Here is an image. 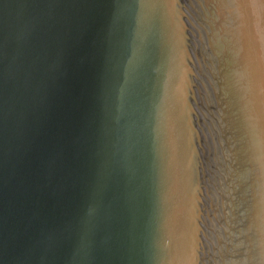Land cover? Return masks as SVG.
Returning a JSON list of instances; mask_svg holds the SVG:
<instances>
[{
	"label": "water",
	"instance_id": "95a60500",
	"mask_svg": "<svg viewBox=\"0 0 264 264\" xmlns=\"http://www.w3.org/2000/svg\"><path fill=\"white\" fill-rule=\"evenodd\" d=\"M0 264H264V0H0Z\"/></svg>",
	"mask_w": 264,
	"mask_h": 264
}]
</instances>
